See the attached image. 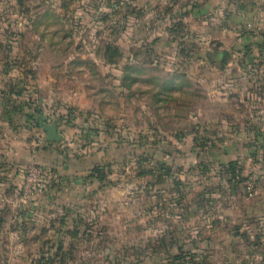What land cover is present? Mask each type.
Instances as JSON below:
<instances>
[{
    "label": "rangeland",
    "instance_id": "obj_1",
    "mask_svg": "<svg viewBox=\"0 0 264 264\" xmlns=\"http://www.w3.org/2000/svg\"><path fill=\"white\" fill-rule=\"evenodd\" d=\"M256 1L0 0V264H264L221 262L259 172L215 148L255 71L207 56L242 57Z\"/></svg>",
    "mask_w": 264,
    "mask_h": 264
},
{
    "label": "crops",
    "instance_id": "obj_2",
    "mask_svg": "<svg viewBox=\"0 0 264 264\" xmlns=\"http://www.w3.org/2000/svg\"><path fill=\"white\" fill-rule=\"evenodd\" d=\"M253 12H255L253 23H255L257 32L255 31L254 34L244 33L236 39L237 46L243 45L241 47L244 48L242 57H238L237 60L227 59L225 62L223 58L225 54L233 52V48H238L232 44L226 45L225 49L216 50L219 51V56L216 58L218 60H214L213 65L255 71L252 84L243 81L240 83L242 84L241 90L245 89L246 85L250 87V96L242 95L240 97L247 110L245 112L240 110L238 116L246 118L249 113L247 118H250V121L244 120L241 125L237 126L234 131V143H230L229 139L215 141L217 144L215 148L223 153L225 161L237 159L242 173L244 171L259 172L253 195L244 199L237 198L235 195L234 201L230 200L233 203L232 206H226L220 211L219 217L223 220V227L220 229L224 234L223 241L220 239V243H226L229 248L224 251L221 246V254L224 256L221 262L226 260L224 261L226 263L232 259L237 261L239 257L244 259L251 255L264 259V158L257 153L258 150L264 151V0L256 1V8ZM240 15L248 16V13H240ZM223 52L225 54H222ZM236 54L240 56L239 51ZM220 60L222 61L217 66V61ZM253 154H255L254 157ZM229 235L232 239H229ZM252 247L255 249L251 250ZM234 248L237 250V254L232 250Z\"/></svg>",
    "mask_w": 264,
    "mask_h": 264
},
{
    "label": "water",
    "instance_id": "obj_3",
    "mask_svg": "<svg viewBox=\"0 0 264 264\" xmlns=\"http://www.w3.org/2000/svg\"><path fill=\"white\" fill-rule=\"evenodd\" d=\"M43 129L46 132L45 139L48 142L58 141L63 137V134L58 131L55 123L44 124Z\"/></svg>",
    "mask_w": 264,
    "mask_h": 264
},
{
    "label": "built area",
    "instance_id": "obj_4",
    "mask_svg": "<svg viewBox=\"0 0 264 264\" xmlns=\"http://www.w3.org/2000/svg\"><path fill=\"white\" fill-rule=\"evenodd\" d=\"M33 169L29 168L28 169V180H30V176L33 173ZM38 187H40L43 183L42 182H36ZM245 190L248 195H252L255 191V177L253 174L249 175L248 178L243 182Z\"/></svg>",
    "mask_w": 264,
    "mask_h": 264
},
{
    "label": "trees",
    "instance_id": "obj_5",
    "mask_svg": "<svg viewBox=\"0 0 264 264\" xmlns=\"http://www.w3.org/2000/svg\"><path fill=\"white\" fill-rule=\"evenodd\" d=\"M222 54H225L224 52L222 53ZM208 59L209 60H215L216 58H218V56H219V51H215L214 53H208ZM221 58V57H220ZM216 60H218V59H216ZM222 60H220V61H217L218 63H217V66H219V63L221 62Z\"/></svg>",
    "mask_w": 264,
    "mask_h": 264
}]
</instances>
